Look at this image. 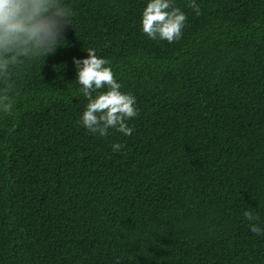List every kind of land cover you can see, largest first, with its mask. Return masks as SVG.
<instances>
[{"label":"trees","instance_id":"1","mask_svg":"<svg viewBox=\"0 0 264 264\" xmlns=\"http://www.w3.org/2000/svg\"><path fill=\"white\" fill-rule=\"evenodd\" d=\"M59 2L60 47L0 52V264H264V0H174L172 43L145 0ZM90 48L136 97L130 135L79 123Z\"/></svg>","mask_w":264,"mask_h":264},{"label":"clouds","instance_id":"2","mask_svg":"<svg viewBox=\"0 0 264 264\" xmlns=\"http://www.w3.org/2000/svg\"><path fill=\"white\" fill-rule=\"evenodd\" d=\"M189 6L200 13L197 0H190ZM71 18V10L59 0H0V52L47 55L60 47L63 26L70 24ZM139 23L148 38L172 43L182 38L187 15L174 0H145ZM86 52L85 57L73 58L75 81L86 100L79 123L101 137L109 135L110 130L130 135L133 128L128 120L139 113L135 95L122 90L110 59L98 56L94 48ZM7 62L0 59V70ZM11 108L12 104L0 97V112L9 113ZM111 147L119 151L122 145L113 143ZM245 216L250 221V231L264 236L258 214L249 210Z\"/></svg>","mask_w":264,"mask_h":264}]
</instances>
